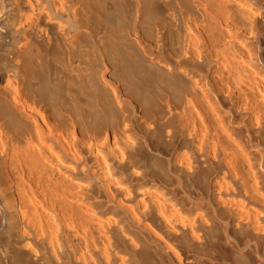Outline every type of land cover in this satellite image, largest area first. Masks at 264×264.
Masks as SVG:
<instances>
[{
  "label": "bare ground",
  "instance_id": "1",
  "mask_svg": "<svg viewBox=\"0 0 264 264\" xmlns=\"http://www.w3.org/2000/svg\"><path fill=\"white\" fill-rule=\"evenodd\" d=\"M0 264H264V0H0Z\"/></svg>",
  "mask_w": 264,
  "mask_h": 264
}]
</instances>
